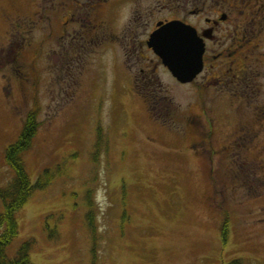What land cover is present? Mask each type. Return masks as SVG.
<instances>
[{"label": "rangeland", "instance_id": "rangeland-1", "mask_svg": "<svg viewBox=\"0 0 264 264\" xmlns=\"http://www.w3.org/2000/svg\"><path fill=\"white\" fill-rule=\"evenodd\" d=\"M193 1L113 8L105 0H0L1 42L9 38L6 17L35 23L12 32L19 71L7 45L11 63L0 57V186L12 178L4 152L34 108L28 173L33 183L46 170L53 179L19 211L9 255L33 240L32 264H264V0H200L229 16L214 54L242 44L248 64L239 57L229 74L233 59L218 56L208 62L218 69L188 83L164 66L157 98L136 92L140 65L130 52L102 46L91 29L101 25L153 59L145 44L153 26L193 21ZM64 5L78 19L67 39L59 30L68 21ZM89 29L85 49L66 44ZM241 68L257 86L251 97L223 86Z\"/></svg>", "mask_w": 264, "mask_h": 264}, {"label": "flooded vegetation", "instance_id": "flooded-vegetation-1", "mask_svg": "<svg viewBox=\"0 0 264 264\" xmlns=\"http://www.w3.org/2000/svg\"><path fill=\"white\" fill-rule=\"evenodd\" d=\"M105 1H109V5L110 7L114 8L115 4H121L123 3L124 0H105ZM186 3H188L187 1H185ZM201 2L200 0H194L190 10H189V14L191 16V18L193 19V21H188L187 19H173V20H164V21H159L155 24V26H153V29L149 32L148 34V40L145 41L146 44V48L148 47L149 52H151L153 59L152 58H148L145 57V54L142 52L143 46L141 45H136L135 43H131L132 45H130V42L125 43L121 41L120 37H112V34H110L109 36H107V34L105 32H101L100 26L101 25H97V26H92L91 29L94 30V39L96 41L99 42V44L101 43L102 46H106V48H110L113 45H116V47L119 49V44L123 45V49L125 50V52H130V57L131 58H135V61L137 62V64L140 65V70L139 73L134 75L135 77V83L137 84V93L139 95L143 94L146 95L149 98H157L159 96V92L156 89L162 88L161 84L158 81L157 78V73H158V69L163 68L164 65H162L163 63H161L162 61L159 60L158 62V57L155 55V53L153 52V50L149 47L148 45V41L150 39V36L153 32H155L158 29V24L159 23H169L172 21H180L186 25H189L191 27H193L196 31L198 36L201 38V40L203 41L204 44V54H203V70L204 73H210L211 71H214L216 68L218 69V66H215L213 64H208V62H213L218 60L219 58H217L218 56L221 57H228V58H232L233 60L230 62L229 66V71L226 73H231L230 71L233 72V66L237 65L235 64L238 60L239 57H242L243 62L242 63H246V66L248 64V55L246 54V52L240 53V49L243 48L242 44H237L234 45V48H229V47H225L224 49H222L219 53H216V55L214 54L215 51L212 48V46H216L218 44L221 43L222 38L219 36V32L222 31L221 26L223 24V26L227 23L229 16L228 13H226V11L222 10V11H216V10H209L206 11L204 9L205 5L201 3V7L197 6V3ZM189 4V3H188ZM190 5V4H189ZM65 7V5L63 6V8ZM66 11L64 13V16L68 18L67 22L62 23V25L60 26V31L62 32L61 37H63V39H67L68 35L67 32H70L71 30H73L75 23H77L78 19H77V15H75V8L73 6H70L68 8H66ZM6 21L8 22L10 28L9 31H7V35L9 34V38L5 39L3 42L0 41V57L3 60V66H7L8 64L11 63V60L7 59V51L5 49V46L7 45L8 48H10L9 53L10 52H15V56H14V62L15 64L13 65V69L14 67H21V61L20 58L22 57L21 51H19V49L21 48V45H17V44H13L12 40H13V31L14 30H18V28H22L25 30V32H30V30L32 28L35 27V23L32 21V18H26L25 21L24 18L22 16H20V14L17 16V18H9L6 17L5 18ZM20 21V23H17V21ZM23 21V22H22ZM198 21H200L201 23H197ZM91 29H89L86 33L84 32H76V36H74L73 38H75V40H70L67 41L66 44L72 42L76 45V48L79 49L80 51L85 49L84 46H86L85 44L83 45V42L85 41L86 43H90L89 40L86 39V36L91 34ZM23 30V31H24ZM217 35V36H216ZM132 36H134L132 38V40L137 39V35L133 34ZM108 37V38H106ZM131 40V41H132ZM9 42V43H8ZM240 42H246L244 40H240ZM30 46V45H29ZM132 46V48H130ZM114 49V48H112ZM115 48V50H118ZM138 49V50H137ZM229 49V50H228ZM32 51V50H31ZM250 51V50H249ZM3 54H5V58L3 57ZM34 56V55H33ZM146 61L149 62V64H146ZM152 65V66H151ZM243 65V64H242ZM122 68V67H121ZM128 68V66H127ZM166 68V67H165ZM126 69V68H124ZM124 69L123 72H124ZM20 69L15 68L14 71L17 72ZM246 70H243L242 68L240 69V71H237V73H234V75H232L228 80V74H224L223 76L225 77V80H227L223 86H226L228 84H232L235 87V90L237 93H239L240 97H251V93H255L256 92V87L255 84H253L252 81H250V78L247 76L245 78V73ZM128 72H130V69L128 68ZM241 73V74H238ZM129 76L130 74L127 73ZM2 77H5L4 75ZM131 77V76H130ZM220 77V74L217 72V76L215 77L216 80ZM243 77V78H242ZM218 80H222V78H219ZM215 82V81H214ZM219 83V81H217ZM210 84V83H208ZM205 86L207 87V84H205ZM5 90V89H4ZM162 90V89H161ZM242 138L243 140H246L243 137H239Z\"/></svg>", "mask_w": 264, "mask_h": 264}, {"label": "trees", "instance_id": "trees-1", "mask_svg": "<svg viewBox=\"0 0 264 264\" xmlns=\"http://www.w3.org/2000/svg\"><path fill=\"white\" fill-rule=\"evenodd\" d=\"M38 126L37 108H34L25 116L18 138L4 152V161L12 171V178L0 186V264H32L30 253L33 240L24 241L14 255H9L8 249L19 236V211L29 202L35 190L45 189L53 180L48 175V170L35 183L28 173L26 156L33 149ZM228 264L242 262L234 259Z\"/></svg>", "mask_w": 264, "mask_h": 264}, {"label": "water", "instance_id": "water-1", "mask_svg": "<svg viewBox=\"0 0 264 264\" xmlns=\"http://www.w3.org/2000/svg\"><path fill=\"white\" fill-rule=\"evenodd\" d=\"M148 45L181 83L192 82L203 70L204 44L189 25L180 21L159 23Z\"/></svg>", "mask_w": 264, "mask_h": 264}]
</instances>
